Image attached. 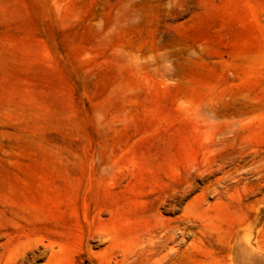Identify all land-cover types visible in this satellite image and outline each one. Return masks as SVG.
Wrapping results in <instances>:
<instances>
[{
    "label": "rangeland",
    "instance_id": "374dc122",
    "mask_svg": "<svg viewBox=\"0 0 264 264\" xmlns=\"http://www.w3.org/2000/svg\"><path fill=\"white\" fill-rule=\"evenodd\" d=\"M0 264H264V0H0Z\"/></svg>",
    "mask_w": 264,
    "mask_h": 264
},
{
    "label": "bare ground",
    "instance_id": "6f19581e",
    "mask_svg": "<svg viewBox=\"0 0 264 264\" xmlns=\"http://www.w3.org/2000/svg\"><path fill=\"white\" fill-rule=\"evenodd\" d=\"M238 238V237H237ZM233 252V251H232Z\"/></svg>",
    "mask_w": 264,
    "mask_h": 264
}]
</instances>
